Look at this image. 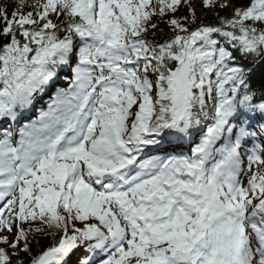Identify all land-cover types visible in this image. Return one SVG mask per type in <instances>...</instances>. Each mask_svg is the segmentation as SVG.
<instances>
[{
	"label": "snow or ice",
	"instance_id": "snow-or-ice-1",
	"mask_svg": "<svg viewBox=\"0 0 264 264\" xmlns=\"http://www.w3.org/2000/svg\"><path fill=\"white\" fill-rule=\"evenodd\" d=\"M0 264H264V0H0Z\"/></svg>",
	"mask_w": 264,
	"mask_h": 264
},
{
	"label": "trees",
	"instance_id": "trees-1",
	"mask_svg": "<svg viewBox=\"0 0 264 264\" xmlns=\"http://www.w3.org/2000/svg\"><path fill=\"white\" fill-rule=\"evenodd\" d=\"M48 243H49V241H47V240L42 241V244H43L44 246H47Z\"/></svg>",
	"mask_w": 264,
	"mask_h": 264
}]
</instances>
